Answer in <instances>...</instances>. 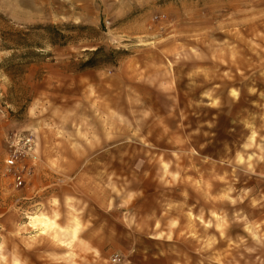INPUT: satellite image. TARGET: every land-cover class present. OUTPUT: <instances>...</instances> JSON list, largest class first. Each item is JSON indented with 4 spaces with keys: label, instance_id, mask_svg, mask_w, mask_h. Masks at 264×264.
I'll list each match as a JSON object with an SVG mask.
<instances>
[{
    "label": "rangeland",
    "instance_id": "374dc122",
    "mask_svg": "<svg viewBox=\"0 0 264 264\" xmlns=\"http://www.w3.org/2000/svg\"><path fill=\"white\" fill-rule=\"evenodd\" d=\"M0 264H264V0H0Z\"/></svg>",
    "mask_w": 264,
    "mask_h": 264
},
{
    "label": "built area",
    "instance_id": "2783aa9c",
    "mask_svg": "<svg viewBox=\"0 0 264 264\" xmlns=\"http://www.w3.org/2000/svg\"><path fill=\"white\" fill-rule=\"evenodd\" d=\"M7 162H8L9 164H12V163L14 162V160H13V159H8ZM18 182L20 183V181H18Z\"/></svg>",
    "mask_w": 264,
    "mask_h": 264
}]
</instances>
